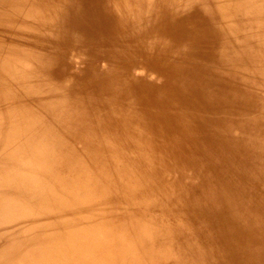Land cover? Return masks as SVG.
<instances>
[{"label":"bare ground","instance_id":"bare-ground-1","mask_svg":"<svg viewBox=\"0 0 264 264\" xmlns=\"http://www.w3.org/2000/svg\"><path fill=\"white\" fill-rule=\"evenodd\" d=\"M0 264H264V0H0Z\"/></svg>","mask_w":264,"mask_h":264},{"label":"rangeland","instance_id":"rangeland-1","mask_svg":"<svg viewBox=\"0 0 264 264\" xmlns=\"http://www.w3.org/2000/svg\"><path fill=\"white\" fill-rule=\"evenodd\" d=\"M28 85V91L31 89V83H28L27 84ZM24 91H25V93H27V91H26V85H25V87H24ZM31 94V93H30Z\"/></svg>","mask_w":264,"mask_h":264}]
</instances>
